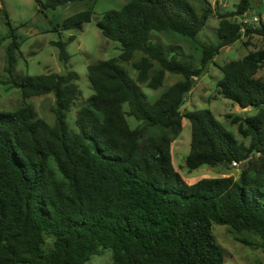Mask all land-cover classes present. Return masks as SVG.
I'll list each match as a JSON object with an SVG mask.
<instances>
[{
  "label": "trees",
  "instance_id": "16d2710c",
  "mask_svg": "<svg viewBox=\"0 0 264 264\" xmlns=\"http://www.w3.org/2000/svg\"><path fill=\"white\" fill-rule=\"evenodd\" d=\"M75 1L80 0L39 3L42 10ZM195 1L129 0L102 15L97 28L120 43L122 61L131 62L137 52L144 56L134 63L136 79L116 58L88 66L94 93L78 110L76 129L67 114L81 96L80 75L16 74L19 43L13 35L8 77L0 83L20 89L24 101L53 94L56 107L53 125L28 103L0 112V264H88L107 250L113 253L111 264H225L213 224L258 237L264 252V81L257 78L264 49L226 63L218 82L225 99L256 112L234 119L248 145L211 110L181 111L195 79L222 48L243 37L242 25L231 18L251 10L252 0L220 14L217 40L211 43L198 40L212 17L211 5ZM4 15L11 26L6 10ZM92 19V10L79 12L57 31L82 30ZM245 32L264 36V23ZM156 34L187 41L196 57L156 41ZM73 40L54 43L64 64ZM167 73L181 80L152 100L141 85L161 89ZM184 119L191 124L187 170L238 163V180L228 176L188 184L182 178L172 144Z\"/></svg>",
  "mask_w": 264,
  "mask_h": 264
},
{
  "label": "rangeland",
  "instance_id": "374dc122",
  "mask_svg": "<svg viewBox=\"0 0 264 264\" xmlns=\"http://www.w3.org/2000/svg\"><path fill=\"white\" fill-rule=\"evenodd\" d=\"M45 1L0 0V82L8 77L6 72L7 50L14 41V35L19 43V50L16 51V74L38 76L48 73L66 74L68 71H75L80 75L77 85L81 96L67 114L70 127L76 129L77 112L94 93L88 78V66L101 60L116 58L131 77L136 79L138 71L134 69V63L142 59L144 54L137 52L131 62L122 61L119 58L120 43L105 38L97 28V22L105 12L120 9L129 0H80L57 9L41 10L39 2L45 3ZM190 1L197 4L195 0ZM240 1L208 0L212 8V17L199 34L198 40L202 43L215 42L217 40L216 31L220 25V14L234 13ZM4 10L8 13L11 26L7 25ZM87 10L93 11V19L90 23L85 24L82 30L57 31V27L62 25L66 18ZM255 16L258 17L259 24L253 22ZM231 20L242 25L243 37L236 43L222 48L206 72L200 78L195 79L194 87L186 96L185 105L181 111L184 113L190 110H211L228 131L233 133L240 142L248 145L249 140L239 134L238 123L234 124V119L237 117L245 119L254 116L256 112L252 108L243 109L238 104L225 99L219 93L218 82L223 77L221 67L226 63L241 60L251 52L264 49V36L246 34L245 32L250 29H260L264 23V0H252L251 10L243 16L232 17ZM71 37H74V40L67 46L70 61L68 64H64L59 60V49L54 43L59 40L68 41ZM154 38L162 44L177 47L178 53L183 56L194 55L196 57L193 47L183 39L164 34H156ZM195 60L197 59L195 58ZM257 78L264 81V68L258 72ZM179 80H181V76L167 73L161 89L152 90L146 85H141V88L146 95L154 100ZM25 103L34 106L38 118L44 119L50 125L54 124L56 100L53 94L32 97L24 101L20 89L0 83V112L15 111ZM127 119L133 128L137 126L134 118L127 117ZM190 144L191 124L184 119L182 134L172 144V156L176 170L188 184H194L204 178L233 176L236 180L239 179L240 164L237 167L230 164H220L215 167L202 166L189 172L185 162L191 151ZM213 233L216 241L225 251V264H264V252L259 248L261 240L258 237L218 224H213ZM241 239L247 240L251 245L241 242ZM48 244H52L51 241ZM112 261L113 253L111 250H107L101 255L93 256L88 264H111Z\"/></svg>",
  "mask_w": 264,
  "mask_h": 264
},
{
  "label": "built area",
  "instance_id": "2783aa9c",
  "mask_svg": "<svg viewBox=\"0 0 264 264\" xmlns=\"http://www.w3.org/2000/svg\"><path fill=\"white\" fill-rule=\"evenodd\" d=\"M253 22L255 23V24H259V19H258V17H254L253 18ZM246 23H248V21H246ZM242 31H243V29H242ZM233 166H235V167H237V166H239V164L238 163H233Z\"/></svg>",
  "mask_w": 264,
  "mask_h": 264
}]
</instances>
